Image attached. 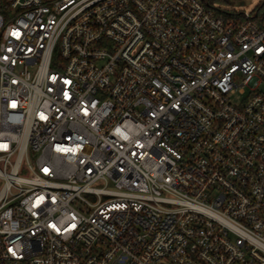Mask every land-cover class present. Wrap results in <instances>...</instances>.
I'll return each mask as SVG.
<instances>
[{
	"label": "built area",
	"instance_id": "built-area-1",
	"mask_svg": "<svg viewBox=\"0 0 264 264\" xmlns=\"http://www.w3.org/2000/svg\"><path fill=\"white\" fill-rule=\"evenodd\" d=\"M0 0V264H264V0Z\"/></svg>",
	"mask_w": 264,
	"mask_h": 264
},
{
	"label": "rangeland",
	"instance_id": "rangeland-1",
	"mask_svg": "<svg viewBox=\"0 0 264 264\" xmlns=\"http://www.w3.org/2000/svg\"><path fill=\"white\" fill-rule=\"evenodd\" d=\"M235 4H250L253 0H235Z\"/></svg>",
	"mask_w": 264,
	"mask_h": 264
}]
</instances>
